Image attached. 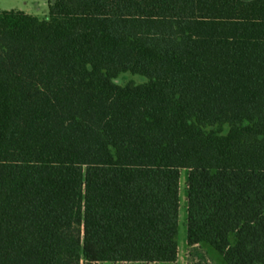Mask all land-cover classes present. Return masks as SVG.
Segmentation results:
<instances>
[{
	"label": "trees",
	"instance_id": "1",
	"mask_svg": "<svg viewBox=\"0 0 264 264\" xmlns=\"http://www.w3.org/2000/svg\"><path fill=\"white\" fill-rule=\"evenodd\" d=\"M184 170L188 247L264 264V0L0 12V264L175 263Z\"/></svg>",
	"mask_w": 264,
	"mask_h": 264
},
{
	"label": "rangeland",
	"instance_id": "2",
	"mask_svg": "<svg viewBox=\"0 0 264 264\" xmlns=\"http://www.w3.org/2000/svg\"><path fill=\"white\" fill-rule=\"evenodd\" d=\"M54 0H0V12L2 11H23L28 15L38 17L41 20H46L49 18V4ZM147 80L138 75H132L130 73H126L121 75L118 79L115 80V83L119 86H125L128 83H134L135 85H141L146 83ZM229 131V127H223V133L227 134ZM187 178L188 172L182 171L181 177V212H180V226H179V249L183 250H211L213 253H216L210 247H203L197 249H188L186 245L187 241V204H186V190H187ZM186 255L184 252H181V256ZM188 256V254H187ZM212 261L213 264L215 260L209 255L203 253V251H190L189 253V262L191 264H206L207 261Z\"/></svg>",
	"mask_w": 264,
	"mask_h": 264
},
{
	"label": "crops",
	"instance_id": "3",
	"mask_svg": "<svg viewBox=\"0 0 264 264\" xmlns=\"http://www.w3.org/2000/svg\"><path fill=\"white\" fill-rule=\"evenodd\" d=\"M186 245H187V241H186ZM203 247H207L208 248V246L202 245V246L194 247L193 249L203 248ZM188 249H191V248L188 247ZM185 251H186V255L181 256V252H184V254H185ZM190 251H195V252L203 251V253L209 254L215 260L216 264H226L224 262L223 258L219 254H215L211 250H183V251H181L180 249H179V254H178L177 261L175 263H172V264H191L189 262V253H190ZM187 254H188V256H187ZM98 264H166V263H98Z\"/></svg>",
	"mask_w": 264,
	"mask_h": 264
},
{
	"label": "built area",
	"instance_id": "4",
	"mask_svg": "<svg viewBox=\"0 0 264 264\" xmlns=\"http://www.w3.org/2000/svg\"><path fill=\"white\" fill-rule=\"evenodd\" d=\"M206 264H213L212 261L208 260Z\"/></svg>",
	"mask_w": 264,
	"mask_h": 264
}]
</instances>
